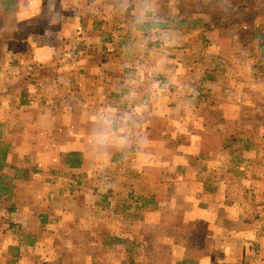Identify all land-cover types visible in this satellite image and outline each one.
I'll list each match as a JSON object with an SVG mask.
<instances>
[{"label":"rangeland","instance_id":"374dc122","mask_svg":"<svg viewBox=\"0 0 264 264\" xmlns=\"http://www.w3.org/2000/svg\"><path fill=\"white\" fill-rule=\"evenodd\" d=\"M12 1L0 264H230L264 223V0Z\"/></svg>","mask_w":264,"mask_h":264},{"label":"crops","instance_id":"0c3cea01","mask_svg":"<svg viewBox=\"0 0 264 264\" xmlns=\"http://www.w3.org/2000/svg\"><path fill=\"white\" fill-rule=\"evenodd\" d=\"M42 53H38L37 57L43 61L44 58L40 57ZM43 59V60H42ZM64 63V62H62ZM55 64V63H54ZM51 65L50 63L48 64H37L36 66L40 67H47ZM35 66V67H36ZM39 68V67H38ZM68 74H63L61 76H66ZM6 98V97H4ZM8 100V99H7ZM6 99H3V102H0V109L3 108L5 111H9L12 108L10 107V104L7 102ZM28 105V103H26ZM9 105V106H8ZM0 142L5 143L6 145V140L4 139V136L2 135L4 131H6V125L5 121L3 119V115H0ZM5 125V126H4ZM4 127V128H3ZM10 148V146H9ZM8 161V159H7ZM264 186V184L262 185ZM262 191V190H261ZM261 194H264L261 192ZM263 208V207H259ZM264 210V209H263ZM260 225H262L261 229H257L254 231V234H248L246 233H238L237 235V247H238V254L237 257L232 258V257H226L225 258V263H230V264H264V223L262 222Z\"/></svg>","mask_w":264,"mask_h":264},{"label":"trees","instance_id":"16d2710c","mask_svg":"<svg viewBox=\"0 0 264 264\" xmlns=\"http://www.w3.org/2000/svg\"><path fill=\"white\" fill-rule=\"evenodd\" d=\"M8 6L9 7H13L14 6V2L12 0H8ZM165 25L163 24H158L155 25L154 27L156 28H160V29H165L164 27ZM261 48H264V44L261 46ZM88 64V62L86 61V59L78 57L75 60H71V61H67L64 63H60V64H54L51 65L50 67H39V70H36V72H32L33 74L28 75L27 79L28 82H31V84H37V81L40 80V78L45 77L47 79L52 78V77H57L59 75H63V74H71L74 73L76 71H82L84 70L83 68ZM80 67V69H79ZM37 75V76H36ZM22 105H26L25 102H21ZM8 147L6 145H4V149L0 150V171H2L7 163V151ZM71 157H76V160H74L75 162H73L74 164H72V166H77L79 165V162L77 160V156L75 154L70 155ZM79 159V158H78ZM117 243H122L121 241H117Z\"/></svg>","mask_w":264,"mask_h":264},{"label":"clouds","instance_id":"9594fccd","mask_svg":"<svg viewBox=\"0 0 264 264\" xmlns=\"http://www.w3.org/2000/svg\"><path fill=\"white\" fill-rule=\"evenodd\" d=\"M102 121L105 124H111L112 119L111 118H105L102 117ZM116 142L120 145H124L127 143V139L124 136L115 137L112 132H110L107 128L102 129L100 132H98L94 137V142L99 147H105L106 145Z\"/></svg>","mask_w":264,"mask_h":264}]
</instances>
